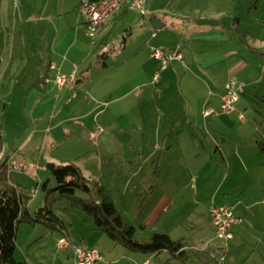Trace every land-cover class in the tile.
Instances as JSON below:
<instances>
[{
    "label": "crops",
    "instance_id": "crops-1",
    "mask_svg": "<svg viewBox=\"0 0 264 264\" xmlns=\"http://www.w3.org/2000/svg\"><path fill=\"white\" fill-rule=\"evenodd\" d=\"M81 2L0 0V128L21 123L17 112L19 120L8 112L17 98L14 95H18L24 114L35 125L21 144L37 139L51 153L48 158H38L42 169L50 162L74 163L68 158L85 160V166H77L82 175L100 181L110 192L113 186H108L112 177L108 166L123 161L129 153L128 160L136 157L141 161L142 168L136 173L144 175L139 192L151 188L149 192L161 194L190 191L197 192L195 197L208 195L199 203L208 219L199 229L210 230L213 238L203 235L202 240L207 241L200 250L202 255L210 258L209 254L221 248L215 243L207 211L212 203H226L241 218L229 243L243 247L251 229L261 232L250 211L264 199V49L257 52L252 46L257 41L263 44L264 38L249 30L250 0H146L145 16L123 5L93 35L77 18ZM240 2L249 6L247 12L242 11L243 16ZM256 18L264 23V9ZM240 32L247 34L248 45L240 40ZM151 47H179L182 55L181 61H173L160 72L155 85L151 79L158 63L151 57ZM58 73L72 75L75 80L59 89L54 82ZM24 77L28 79L22 95L15 92L17 86L8 94L11 84ZM230 77L246 86L241 95L248 93L250 116L255 120L250 117V139L224 136L223 128L213 123ZM240 97L235 113L243 121L237 109ZM52 99L55 105L50 104ZM206 112L211 113L205 116ZM210 117L214 135L207 141L200 128ZM58 156H66L68 161L58 160ZM34 172L36 175L38 170ZM36 195L27 202V209L37 200ZM42 201L41 207L44 197ZM160 211L163 213L165 207ZM55 212L72 228L73 222L66 218L70 209ZM84 221L90 226L88 232L95 231L94 225ZM164 233L173 240L181 239L172 237L169 229ZM84 238L74 243L86 244ZM110 247L117 246L110 242L106 249ZM123 252L118 258L124 263L128 258L137 264H154L152 255ZM163 252L171 256L162 251L154 253V259L159 260ZM100 258L99 264H103V256Z\"/></svg>",
    "mask_w": 264,
    "mask_h": 264
},
{
    "label": "rangeland",
    "instance_id": "rangeland-1",
    "mask_svg": "<svg viewBox=\"0 0 264 264\" xmlns=\"http://www.w3.org/2000/svg\"><path fill=\"white\" fill-rule=\"evenodd\" d=\"M238 4L241 15L244 14V12H242L243 10H246V12L248 11L249 6H247L246 2H240ZM249 4V30L253 35L260 38H264V23L257 21L256 18V16L260 15V12L264 9V0H250ZM252 46L257 49V52H262L264 49V42L262 44L257 41L252 44ZM26 79L28 78L24 77L21 80L19 79V81L17 82L14 81L10 86L8 94L11 93L12 88L14 86H17L15 92H19L22 95V92H24L23 90L25 89L23 86L24 84H26ZM151 84L155 85L152 82V79ZM247 94L248 93L245 92L243 93V95H240V103L239 105H237V109L240 111V114H242L244 118L243 121L242 119L237 118L236 113H232L231 115H223L219 110L220 106H217V113L212 116L215 119L213 120V123L219 124L220 127L223 128L224 136L232 138L239 137L240 139L244 140H246L247 138L250 139V122L252 119L254 120V118L250 116V103L248 104L247 102L249 100ZM14 96L17 98H13L11 104L12 108L8 110V112L12 116V118L16 119V116L18 115V117L22 120L20 124H18L17 122L13 124V127L15 126V128L8 126V124L7 128H0V167L3 169L4 166H6L4 172L7 175V179L12 184L16 185L18 188L23 187V189H31L33 193L30 196L32 197H34L33 194H37V200H35L29 208L30 210L32 209V212H34L37 210L38 207H41L43 197H45V192L42 189L43 184L47 183V187L52 190L56 188V182L55 179L50 175V173L45 169V167L42 169V164L41 166L38 165V158L42 159L43 157L44 159V157H50L49 155H51V153H49L48 151L49 147H45V145L39 143L37 139H33L32 142L30 141L26 145L21 144L23 143L24 139L28 136L30 130L35 127V125L31 117H29V115L27 114H24L23 112L22 98L18 99V95ZM1 98L3 99L4 97ZM5 101L8 100L5 98ZM54 102L55 100L52 103H50V101L48 100L47 103L55 105ZM243 107L247 108L243 109ZM14 112H17V115L14 114ZM6 114L7 112H5L4 115ZM46 117L49 118L48 116ZM212 117H210L209 119H205V122L200 128V132H202V135H205L204 138L206 137L207 141L211 139L210 136H212V134L214 135V132L211 131L212 129L209 124V122H211L210 119ZM17 120L19 119L17 118ZM37 121L39 122V120ZM38 122H36L37 125ZM213 129L215 130V128ZM24 130L27 131L26 135L24 134ZM17 150L19 152L16 153ZM128 152L129 151H127L126 153ZM7 157H13L14 160L11 161L9 160L10 158ZM128 157L129 153L128 156L123 159V161H118L117 164H114L115 161H113L112 164L108 166L107 172L112 173V177L109 178L108 186L110 185V183H112L111 185L113 186V190L110 191V193L112 196V200L115 204L114 206H116V208L120 210L125 216V218L128 219L134 226L139 227L141 225H150L155 220V224H153V227H151L152 231L160 232L169 229L173 233L172 237H175L176 239L181 238L183 240V243L187 244V246L189 247V253L187 255L189 257L185 259V261H179L178 259L168 261L171 256H169L165 252L161 253L158 256L159 260H155L156 258L154 259L153 257L155 254L153 255L152 253H147V255H152V263L264 264V233L263 235L261 234V232H264V199L261 204H259L256 208L250 211L251 217H253L254 215L252 219L254 220V224L256 223L255 227H257L258 230L260 229L261 232H257L256 230L251 229L252 232L250 234V239L247 240V243H245L243 247L237 246L232 242H228V247L225 250L221 249L218 250L215 254H209L211 255V257L208 258L206 257L207 255H202L203 252L200 251L203 250L204 246L206 247L205 241H207V239L202 240V237L203 235H208L209 237L213 238V233L205 228H203V230L199 229L200 227L202 228L204 225L206 226L208 220L205 215L206 212L203 211H206V209L199 207V203L200 200L203 201L204 199H206L208 195L205 193H199L195 197L197 192L190 191L181 193L167 192L161 194L159 192H149L151 188H149V190L145 189V192H139L138 190L141 188L140 178L142 179L144 175L141 173H136L139 169L142 168V166H140L141 161L136 160V157H133L132 160H128ZM243 158V162L247 164V158L245 156H243ZM57 159L66 160L67 158L66 156H58ZM68 160L74 161V163H55V166L65 164H73L75 166L86 165L85 160H70V158H68ZM125 160L126 162L124 163ZM20 165H23V169L20 168ZM13 166H16V170L19 171H14L15 169L13 168ZM102 167L103 169H107V167L105 166ZM34 169L36 171L38 170L36 175ZM144 171L145 170H143L142 172ZM48 179H50V181H48ZM38 181H41V184L37 185L36 182ZM253 189L256 190V187ZM247 191L250 192L249 187H247ZM75 194L77 198H83L84 200L89 201L88 195L82 194L80 192H76ZM229 200L230 199H228L227 202ZM219 204L227 205L224 202H219ZM212 205L213 203L208 207V214L209 208ZM68 207L69 205L66 201H61L56 205L55 208H57L56 211H59L58 213L61 214L60 211H62V209L64 208L69 210ZM162 207H165V211L163 213L160 211ZM66 218L69 221L73 222V226L71 228V233H69L70 235L68 236V240L74 242L79 241L82 236L85 237L84 241L86 242V246L95 248L98 253L103 256V264H116L114 263V261H116L117 264H137L134 260L128 258H126L128 262L126 261L125 263L119 260V255H122V253H124L123 250H125V248L121 246H117L116 248L110 247L108 251L106 247L110 244V240L105 236V234L97 231L88 232L90 226H88V224L84 220H87L91 227L94 225V223L93 220H91V218L88 217V215H86L84 212L71 208L70 213H66ZM15 236L16 245L14 248V256L18 261H23L27 264H73L72 256H69L66 250L57 248L56 243L59 239V234H57L56 231L50 229L44 223L35 224L34 226H31L27 223H20L17 227V232ZM259 238L262 241L259 240ZM215 243L221 245V247L224 246L223 242L217 239ZM190 253L194 255H191ZM109 254L111 255V258L108 259V257H110ZM135 254H138L140 256L145 255L142 253ZM101 262L102 261L98 262L97 264Z\"/></svg>",
    "mask_w": 264,
    "mask_h": 264
},
{
    "label": "trees",
    "instance_id": "trees-1",
    "mask_svg": "<svg viewBox=\"0 0 264 264\" xmlns=\"http://www.w3.org/2000/svg\"><path fill=\"white\" fill-rule=\"evenodd\" d=\"M240 40L248 45L245 32H240ZM45 169L55 179L56 188L50 190L47 183L43 184L45 203L30 212L26 204L31 199V189L18 188L12 184L0 167V264H27L14 256L15 235L20 223L31 226L44 223L59 234V239H68L71 225L55 212L56 204L61 201H66L69 209L88 215L93 220L94 230L105 234L114 246L142 254L166 251L176 260L187 255L185 248L189 247L182 239L176 241L164 231H152V225L134 226L114 206L109 190L100 181L84 177L77 166L47 163ZM76 192L88 195L89 201L77 198Z\"/></svg>",
    "mask_w": 264,
    "mask_h": 264
},
{
    "label": "built area",
    "instance_id": "built-area-1",
    "mask_svg": "<svg viewBox=\"0 0 264 264\" xmlns=\"http://www.w3.org/2000/svg\"><path fill=\"white\" fill-rule=\"evenodd\" d=\"M127 5V9L137 11L146 15V0H82L77 11L78 18L82 20L86 30L93 35L102 25L106 24L121 8ZM151 57L158 63V69L155 72L152 82L158 83L160 72L165 71L173 61H181L182 55L179 47L172 50H165L159 47H151ZM54 67L51 66V69ZM55 84L59 89L66 88L73 83L74 76L61 75L55 76ZM244 84L235 77H230L225 82L224 94L221 97L220 112L223 115H231L236 112V104L239 95L243 92ZM211 112H206L205 116ZM239 118L242 119L241 115ZM210 221L214 229L215 237L223 242L221 249H226L228 242L232 239V230L234 226L241 223V218L234 214L231 207L226 205L213 204L209 208ZM57 248L68 251L73 260V264H97L102 261L101 255L95 248L86 246L85 243H74L66 238L58 239ZM220 249V250H221Z\"/></svg>",
    "mask_w": 264,
    "mask_h": 264
},
{
    "label": "water",
    "instance_id": "water-1",
    "mask_svg": "<svg viewBox=\"0 0 264 264\" xmlns=\"http://www.w3.org/2000/svg\"><path fill=\"white\" fill-rule=\"evenodd\" d=\"M104 53V52H103Z\"/></svg>",
    "mask_w": 264,
    "mask_h": 264
}]
</instances>
